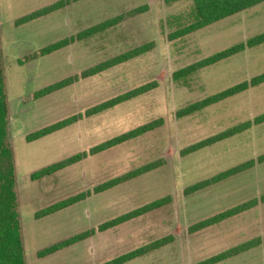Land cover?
Wrapping results in <instances>:
<instances>
[{"label":"rangeland","instance_id":"374dc122","mask_svg":"<svg viewBox=\"0 0 264 264\" xmlns=\"http://www.w3.org/2000/svg\"><path fill=\"white\" fill-rule=\"evenodd\" d=\"M58 0H0V50L8 104L15 192L26 264H102L172 235L157 249L123 264H196L264 235V203L217 224L189 227L264 193V162L192 193L189 185L264 153V122L199 148L181 151L264 112V82L178 117L177 110L264 72V43L174 79V72L264 31V1L182 36L194 19L191 0H78L15 25V19ZM144 11L128 13L136 7ZM123 16L113 26L46 55L38 50L58 39ZM151 48L123 63L42 97L39 88L123 51ZM156 86L95 114L86 110L140 85ZM81 115L70 125L34 141L25 136L58 120ZM154 130L89 154L91 147L143 123ZM87 156L56 172L31 179L36 170L71 155ZM160 164L102 192L93 188L154 161ZM90 190L85 199L36 217L53 203ZM169 196L170 201L118 225L99 224ZM94 233L69 249L43 257L37 251L84 230ZM68 247V246H67ZM215 264H264V241Z\"/></svg>","mask_w":264,"mask_h":264},{"label":"trees","instance_id":"16d2710c","mask_svg":"<svg viewBox=\"0 0 264 264\" xmlns=\"http://www.w3.org/2000/svg\"><path fill=\"white\" fill-rule=\"evenodd\" d=\"M78 1V0H58L54 3H51L46 6H42L34 11H31L23 16L15 19V25H20L23 23H27L31 20H34L38 17L44 16L52 11L58 10L70 2ZM165 2H173L177 0H164ZM193 3V13L194 19L193 21L176 32L173 36H182L184 34L190 33L194 30L203 28L209 24H212L216 21H219L223 18L229 17L233 14H236L240 11H243L249 7L257 5L264 0H191ZM145 6L136 7L131 10L128 14L134 15L139 12L144 11ZM123 16H116L112 18H108L102 22L89 26L74 35L64 37L58 39L52 43H49L45 46H42L38 50V55H46L52 53L56 50H59L68 44L81 41L87 37H91L94 34L105 30L106 28L115 25L118 23ZM264 43V31L258 33L245 41H241L235 45L229 46L225 49L217 51L210 56L197 61L193 64H190L184 68L179 69L174 72V79L184 78L189 74L194 73L198 69L205 67L207 65L213 64L217 61L230 57L238 52L243 51L245 48L254 47ZM151 43L138 46L135 48H131L129 50L123 51L119 54H116L112 57H109L101 62H98L92 66H89L83 69L79 74H75L72 76H68L62 78L58 81H55L49 85H46L42 88L34 91V98L42 97L47 94H50L58 89H61L79 78H86L97 73H100L110 67L123 63L135 56L145 53L151 48ZM264 82V72L251 77L249 80L242 81L240 83L234 84L230 87H227L219 92H216L200 101H196L191 103L183 108L177 110L176 115L178 117H182L193 113L196 110H199L207 105L216 103L220 100H223L229 96H232L236 93L246 90L248 87L257 86ZM156 86V82H150L133 89H130L126 92L118 94L108 100L100 102L86 110L87 115L95 114L100 111H103L107 108H110L116 104L127 101L131 98H134L142 93H145ZM81 115H72L70 117L58 120L49 125L43 126L35 131L28 133L25 136L27 141H34L43 136H46L52 132H55L59 129H62L71 123H73L78 117ZM264 122V112L256 115L253 119H249L243 121L235 126H232L226 130L218 132L206 139H203L199 142L189 145L184 148L182 153L193 152L199 148L210 145L227 137H230L236 133L242 132L244 130L249 129L252 125L261 124ZM162 123L161 119H155L146 123H143L131 130H128L124 133H121L117 136H114L110 139H107L93 147L88 151L89 154H95L97 152L106 150L110 147L123 143L127 140L133 139L141 134H144L148 131L154 130ZM8 136V104H7V96L5 90V81H4V72L2 68V55L0 50V264H26L25 256H24V246L21 235V226L19 220V214L17 211V197L15 192V174H14V165H13V155L10 144L7 140ZM83 151L81 153H77L61 159L57 162H54L46 167H43L39 170H36L31 174V179L36 180L41 177L50 175L57 170H60L68 165H71L80 159L84 158L88 154ZM162 161H154L149 164L143 165L134 170L128 171L123 175L111 178L107 181H104L93 188V192H102L105 191L117 184H120L128 179L136 177L144 172H147L155 167H157ZM256 162L261 163L264 162V153L258 155L256 159H249L232 167H229L221 172L216 173L215 175L206 178L204 180H200L195 182L188 187L185 188V193H192L202 188H205L211 184L219 182L227 177L235 175L243 170H246L252 167ZM91 193L90 190H86L70 196L66 199L53 203L35 213V216L43 217L49 214H52L56 211H59L63 208L71 206L89 196ZM170 201L169 196L161 197L155 199L147 204H144L140 207H137L131 211H128L124 214H121L115 218H112L106 222H103L98 225L97 230L102 231L106 228L118 225L123 223L129 219L140 216L148 211L159 208ZM259 203H264V193H262L259 197H253L249 200L241 202L235 206L229 207L223 211L215 213L205 219L200 220L199 222L191 225L189 230L196 231L198 229H202L204 227L217 224L229 217H232L236 214H239L245 210H248ZM95 229H88L81 231L79 233L73 234L69 237H66L62 240H59L53 244L48 245L47 247L40 249L37 251L38 256L43 257L48 254H51L55 251H58L62 248L70 246L80 240H83L94 233ZM172 235H168L165 237H161L148 243L146 245L140 246L128 252H125L121 255H118L102 264H123L128 262L134 258L142 256L154 249H157L165 244L169 243L172 240ZM264 241L263 236H256L247 241L241 242L237 245H234L226 250H223L217 254L209 256L196 264H215L220 261H223L232 256H236L246 250H249L255 246H258Z\"/></svg>","mask_w":264,"mask_h":264},{"label":"crops","instance_id":"0c3cea01","mask_svg":"<svg viewBox=\"0 0 264 264\" xmlns=\"http://www.w3.org/2000/svg\"><path fill=\"white\" fill-rule=\"evenodd\" d=\"M44 137V136H43ZM42 138V137H41ZM84 240V239H83ZM82 240H80L79 242H81ZM79 242H77V243H79ZM77 243H75V244H77ZM75 244H73V245H75ZM73 245H71V246H73ZM71 246H68V247H65V248H62V249H66V248H70ZM59 251V250H58ZM56 252V251H55ZM55 252H53V253H51V254H54ZM49 255V254H48Z\"/></svg>","mask_w":264,"mask_h":264}]
</instances>
